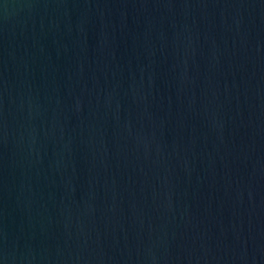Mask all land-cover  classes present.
I'll list each match as a JSON object with an SVG mask.
<instances>
[{
    "label": "water",
    "instance_id": "obj_1",
    "mask_svg": "<svg viewBox=\"0 0 264 264\" xmlns=\"http://www.w3.org/2000/svg\"><path fill=\"white\" fill-rule=\"evenodd\" d=\"M0 264H264V0H0Z\"/></svg>",
    "mask_w": 264,
    "mask_h": 264
}]
</instances>
